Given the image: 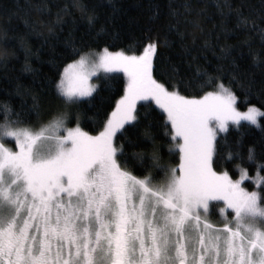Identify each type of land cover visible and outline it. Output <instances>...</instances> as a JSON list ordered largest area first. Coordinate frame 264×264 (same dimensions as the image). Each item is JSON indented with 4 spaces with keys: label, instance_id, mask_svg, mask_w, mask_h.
<instances>
[{
    "label": "snow or ice",
    "instance_id": "obj_1",
    "mask_svg": "<svg viewBox=\"0 0 264 264\" xmlns=\"http://www.w3.org/2000/svg\"><path fill=\"white\" fill-rule=\"evenodd\" d=\"M8 42L5 31L3 66L14 55ZM158 46L149 42L138 55L108 47L73 50L78 59L56 83L65 104L91 97L97 86L90 78L99 70L127 76L124 94L96 135L68 127L66 111L33 123L28 113L0 104V264H264V165L256 177L237 165V180L212 166L228 122L259 126L264 105L239 111L232 87L207 73L199 86L213 90L203 95L170 89L153 76ZM141 100L155 101L165 114V135L175 142L169 154H179L175 166L159 155L151 121L139 139L152 147L132 153L135 171L123 144H114L118 134L128 139L129 129L141 124ZM228 158L243 159L232 151ZM247 159L255 160L251 148ZM245 180L256 190L242 187ZM221 200L225 206L217 208L213 201ZM214 211L224 217L219 227L209 219Z\"/></svg>",
    "mask_w": 264,
    "mask_h": 264
},
{
    "label": "trees",
    "instance_id": "obj_2",
    "mask_svg": "<svg viewBox=\"0 0 264 264\" xmlns=\"http://www.w3.org/2000/svg\"><path fill=\"white\" fill-rule=\"evenodd\" d=\"M79 5H86L87 13ZM88 14L94 16L91 23ZM243 17L248 18L247 25ZM5 31L8 50L14 55L6 66L0 64V104L7 102L15 112L28 113L26 118L33 123L63 106L56 83L64 66L78 58L74 49L108 47L139 53L152 41L159 45L153 76L170 89L182 95H203L213 90L199 86L207 73L232 87L238 110L247 109L249 103L264 105V63L260 62L264 0H0V52ZM96 80L92 96L80 99L69 112V123L78 122L87 133L102 129L126 83L121 72L104 73ZM33 96L38 115L31 111ZM137 108L141 124L129 129L128 139L119 134L114 138L117 146L123 144L130 170L135 171L133 152L151 150V141L139 139L149 121L162 160L178 164V152L169 154L175 142L165 135V114L149 101H139ZM259 119V126L240 121L218 134L215 171H227L232 179H239L240 168H246L249 177L257 176L264 165V118ZM249 148L254 150V161L247 159ZM230 151L239 152L243 159H229ZM242 183L248 190L256 189L251 180Z\"/></svg>",
    "mask_w": 264,
    "mask_h": 264
},
{
    "label": "rangeland",
    "instance_id": "obj_3",
    "mask_svg": "<svg viewBox=\"0 0 264 264\" xmlns=\"http://www.w3.org/2000/svg\"><path fill=\"white\" fill-rule=\"evenodd\" d=\"M110 51H124V52H126L127 54H129V55H132V54H136V55H138V54H140V52L139 53H135V52H129V51H126V50H110ZM78 59V58H77ZM72 62V61H71ZM70 62V63H71ZM62 71H63V69H62ZM111 72H121V73H123L124 74V76H125V80H126V83H125V88H126V86H127V76H126V74L122 71V70H114V71H111ZM104 73H109V72H104L103 70H99V71H97L96 73H95V75H93L91 78H90V83H92V84H94V85H96L97 84V80H96V77L97 76H99V75H101V74H104ZM125 88H124V90H125ZM123 94H124V92H123ZM122 94V95H123ZM82 98H85V97H82ZM82 98H80V99H82ZM139 101H137V103H138ZM153 104H155V101H151ZM72 105H74V104H65V103H63V106L60 108V109H58V110H56L55 112H53V114H51V116L50 117H48V118H46V119H44V120H40L39 122H46V121H48L53 115H55L56 113H58V112H61V111H66V112H70V107L72 106ZM155 106H157L156 104H155ZM158 107V106H157ZM159 108V107H158ZM160 109V108H159ZM161 110V109H160ZM247 109H245V110H239V111H246ZM162 111V110H161ZM69 121H70V117H69ZM243 121V120H242ZM247 122V121H246ZM228 124H236L235 122H233V121H229L228 122ZM77 126H79L80 127V125H79V123L78 122H75V123H73V124H70V123H68V127H77ZM102 130V129H101ZM100 130V131H101ZM85 132V131H84ZM99 133V131L97 132V133H88L89 135H96V134H98ZM115 144V143H114ZM8 146L9 147H14V140L12 141V142H10L9 144H8ZM233 180H237V179H233ZM242 187H245L244 186V184L242 183ZM246 188V187H245ZM247 189V188H246ZM248 190V189H247ZM253 190H256V189H253ZM249 191H251V190H249ZM213 203L214 204H216L217 205V208H222V207H224L225 205H224V202L221 200V201H213ZM231 210H229V212H230ZM216 212V215L215 214H211L210 216H209V219H210V221L212 222V223H214V224H216L218 227L219 226H221L222 225V223H223V221H224V217L223 216H221L220 214H219V212L218 211H215ZM228 219H231V216H228Z\"/></svg>",
    "mask_w": 264,
    "mask_h": 264
}]
</instances>
